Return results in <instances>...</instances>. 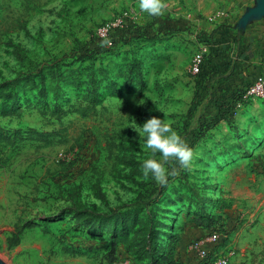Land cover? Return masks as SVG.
<instances>
[{
  "label": "rangeland",
  "instance_id": "rangeland-1",
  "mask_svg": "<svg viewBox=\"0 0 264 264\" xmlns=\"http://www.w3.org/2000/svg\"><path fill=\"white\" fill-rule=\"evenodd\" d=\"M250 2L165 0L163 13L149 16L138 0H0V129L9 139L0 142L3 264H107L112 225L94 232L74 213L95 220L89 214L113 212L122 241H131L151 222L165 233L190 229L203 205L223 226L218 253L234 249L230 264H264V97L199 141L207 102L194 108L200 34L247 15L244 29L257 36L264 14ZM121 25L135 27L87 55L100 28ZM56 105L72 111L58 120ZM84 107L87 117L77 112ZM152 116L170 122L194 152L188 168L165 164L175 172L165 185L142 174L153 154L137 129ZM27 221L34 226L9 249ZM191 247L180 264H199Z\"/></svg>",
  "mask_w": 264,
  "mask_h": 264
},
{
  "label": "trees",
  "instance_id": "trees-1",
  "mask_svg": "<svg viewBox=\"0 0 264 264\" xmlns=\"http://www.w3.org/2000/svg\"><path fill=\"white\" fill-rule=\"evenodd\" d=\"M234 25V21L223 22L211 31L202 32L199 36L200 42L206 46L207 51L203 56L199 74L194 76L196 87L194 108L200 101L205 100L207 102L208 115L204 121H201L197 125L199 133L196 135V140L198 141L220 122L234 121L239 111L250 102V99L246 97L247 91L256 82L257 77L264 75V68L255 64L253 53L248 52L249 49L244 50L242 48L245 37L237 32L233 34L232 38L228 37L229 31L231 33L234 32ZM120 27L114 30L116 32L115 36H113L114 31L110 33L113 45H116L119 42V38L121 39L125 33H132L131 30L135 26ZM131 35L134 37L133 34ZM102 40L97 36L93 41L94 47L88 50L89 53L87 55L97 54V49L101 47L100 42ZM258 56L264 60V52L260 51ZM85 58L90 59L91 57ZM97 104L92 105V112L88 114H97ZM86 110L87 107H84L77 110V112L87 117ZM71 111L62 109L56 105L52 114L60 120ZM19 134L16 131L15 136ZM7 136L8 132L0 129V142L9 140ZM203 208L204 205L199 209L198 215L194 216L192 222L196 227L205 230L206 233L188 242L187 245H193L206 238L212 232L220 231L223 227L220 225L219 217L207 214ZM74 214L84 222L80 226L88 227L91 225L94 232L101 230L106 224L112 225L113 231L109 239L110 250L105 256L107 264H126V262H130V264H180L179 260L181 254H183L181 248L182 235L175 233L173 226L169 227V233H165L162 230L163 227H160L156 231L153 222H151L150 229L146 230L145 227H140L133 234L134 237L131 241L126 239L122 241V236L117 232L120 223L115 213L112 212L110 215L89 214L91 218L98 219L99 221L85 217L86 213L76 212ZM106 217L112 222L104 221ZM136 223L138 221L133 219L132 224L136 225ZM33 226L34 222L32 221L17 225L12 235L7 239L8 248L13 249L17 247L21 243L25 231L31 229ZM122 226H124V223H122ZM94 235H97V233H94ZM166 240L168 243H164ZM123 243L126 248L127 261L123 259L124 253L120 254L119 252Z\"/></svg>",
  "mask_w": 264,
  "mask_h": 264
},
{
  "label": "clouds",
  "instance_id": "clouds-1",
  "mask_svg": "<svg viewBox=\"0 0 264 264\" xmlns=\"http://www.w3.org/2000/svg\"><path fill=\"white\" fill-rule=\"evenodd\" d=\"M139 9L149 16H160L165 7V0H138ZM101 46L111 44L110 39H104ZM139 135L144 138V143L151 150L152 156L145 159L142 164V174L145 178L151 177L161 185L168 182L170 175L175 172H169L165 164L169 160L178 161V163L188 168L192 164L194 152L183 137L175 131L170 122L157 116H152L142 126L137 129ZM156 153L160 154L159 159Z\"/></svg>",
  "mask_w": 264,
  "mask_h": 264
},
{
  "label": "built area",
  "instance_id": "built-area-1",
  "mask_svg": "<svg viewBox=\"0 0 264 264\" xmlns=\"http://www.w3.org/2000/svg\"><path fill=\"white\" fill-rule=\"evenodd\" d=\"M213 18L211 21L213 22ZM221 24V23H219ZM122 26V25H121ZM120 27V26H119ZM111 26H104L99 29L98 37L101 39H110ZM112 47L113 43L107 45ZM207 48L199 59V62L194 67V75L199 74L200 66L203 62V56L206 53ZM246 97L252 99L254 97H264V75L260 76L256 82L247 91ZM222 234L220 231H214L206 238L194 243L191 247L196 252V256L199 264H230L232 258L235 256L234 249H226L224 252H217L214 248L221 240Z\"/></svg>",
  "mask_w": 264,
  "mask_h": 264
},
{
  "label": "crops",
  "instance_id": "crops-1",
  "mask_svg": "<svg viewBox=\"0 0 264 264\" xmlns=\"http://www.w3.org/2000/svg\"><path fill=\"white\" fill-rule=\"evenodd\" d=\"M251 2L247 4V8H254L256 10L260 9L259 12H262L264 14V0H250ZM240 18L238 19V22H240ZM234 32L231 33L229 31L228 37L232 38L234 33H241V35H243L244 38V43L242 45V48L244 50H248V52H252L253 53V57L255 58V64L260 65L261 67L264 68V60H262V58L260 59L258 56L259 52L261 51L262 53L264 52V28H262L261 31H258L257 36L255 35V33L247 30L246 28H239L238 24L234 21ZM250 29V28H248ZM251 30V29H250ZM263 55V54H262ZM264 59V56H263ZM260 61H262V63H260ZM239 67V65H238ZM264 71V69H263ZM244 72H243V76H244ZM259 77H257L258 79ZM226 123H230L225 121ZM233 122V121H232ZM200 211H198L199 213ZM198 213L194 216H197ZM194 216H189V218H191V222L192 219L194 218ZM192 226L190 229H188L187 227H180V231L179 232H175V233H180L182 235V239H181V248L183 250V253L185 254L186 251V245L188 242L194 240L197 237H200L202 235H205L206 231L198 228L195 226V224L192 222ZM175 231V229H174ZM181 250V249H180ZM188 252V250L186 251ZM186 258L190 261L189 257H188V253L186 255ZM187 262V261H186ZM186 264H191L190 262H187Z\"/></svg>",
  "mask_w": 264,
  "mask_h": 264
},
{
  "label": "water",
  "instance_id": "water-1",
  "mask_svg": "<svg viewBox=\"0 0 264 264\" xmlns=\"http://www.w3.org/2000/svg\"><path fill=\"white\" fill-rule=\"evenodd\" d=\"M252 10H256V9H252ZM247 17L248 16L246 15L240 20V22L238 24L239 28H241V27L244 28L248 24L247 21H246ZM0 264H3V262L1 260H0Z\"/></svg>",
  "mask_w": 264,
  "mask_h": 264
},
{
  "label": "bare ground",
  "instance_id": "bare-ground-1",
  "mask_svg": "<svg viewBox=\"0 0 264 264\" xmlns=\"http://www.w3.org/2000/svg\"><path fill=\"white\" fill-rule=\"evenodd\" d=\"M1 260V259H0Z\"/></svg>",
  "mask_w": 264,
  "mask_h": 264
}]
</instances>
